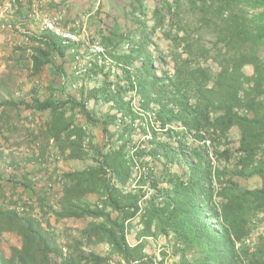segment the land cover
Masks as SVG:
<instances>
[{
  "label": "trees",
  "instance_id": "16d2710c",
  "mask_svg": "<svg viewBox=\"0 0 264 264\" xmlns=\"http://www.w3.org/2000/svg\"><path fill=\"white\" fill-rule=\"evenodd\" d=\"M10 1L15 28L27 21L30 1ZM142 4L135 0L133 11ZM164 7L171 11L168 0L153 11L156 26L164 21ZM262 8L264 0H212L215 73L207 64L211 50L200 46V39L195 40L197 57L202 55L207 66H194V42L176 36L175 45L189 58L176 61L172 76L166 70L158 76L155 61L164 65V57L159 52L155 60L148 54L145 24L136 41L113 23L107 31H98L103 52L95 53V63L80 74L100 76L101 85L82 88L79 98L67 94L65 84L78 77L74 66L83 59L81 43L64 45L45 30L25 34L32 43V76L51 68L59 92L51 90L49 97L41 98L34 90L30 102L1 101L0 109L48 113L41 134L66 160H83L92 153L95 165L66 174L69 183L59 207L51 208L58 220L92 221L63 246L31 213L0 206V243L5 233L21 242L10 247V258L0 247V264H111L113 255L131 264L147 257V239L159 237L172 242L178 264H264V235L253 236L264 216ZM129 92L138 99L135 106L133 98L126 97ZM99 100L113 113L98 117L90 112L87 104ZM96 127L104 135L101 145L91 134ZM252 178H258L260 186L241 185ZM89 195L97 196V202L86 200ZM135 219L141 230L131 245L127 234ZM101 244L109 247V256L94 250Z\"/></svg>",
  "mask_w": 264,
  "mask_h": 264
},
{
  "label": "rangeland",
  "instance_id": "374dc122",
  "mask_svg": "<svg viewBox=\"0 0 264 264\" xmlns=\"http://www.w3.org/2000/svg\"><path fill=\"white\" fill-rule=\"evenodd\" d=\"M206 6L202 8V0H180L177 6L174 0H168L171 4V11L166 7L163 9L164 21L156 26L153 16L155 9L161 8L165 0H143L142 7L138 5V10L133 11L135 0H43L45 11L52 17L60 16V27L67 32H74L79 35L81 50H83L82 67L87 68L88 64H94L93 55L98 53L100 37L99 30H108V27L116 23L123 33L129 38L138 41L140 38L141 25L145 24L146 33L150 38L148 54L157 60L158 53L164 57V65L155 61V68L158 76L161 71L166 70L172 76L174 66L178 60L189 58L184 53L183 47L179 48L174 43L176 36H188L189 42L200 39V46L205 50H211L207 64H211L212 72L217 71L211 59L216 51H213V33L215 29V19L209 12L212 0H204ZM137 6V3H136ZM264 11V8L259 10ZM254 12L251 11L250 14ZM42 14L33 20L28 17L23 22L26 25L12 27V3L7 0H0V102L14 100L19 102L25 100L30 102L34 90L41 98L50 96L52 91H58L57 79L52 75L51 68L36 77L31 74L30 48L31 41L24 37L25 34H39L43 29ZM117 18V22H114ZM32 20V21H31ZM31 23H33L31 25ZM28 36V35H27ZM195 44L194 56L190 57L194 66L204 63L202 55H199L200 47ZM158 48V49H157ZM103 50V49H102ZM217 50H221L218 47ZM264 53V51L262 52ZM264 56V54H262ZM107 61V65L110 64ZM140 63L135 65L138 68ZM245 72L252 74V68L246 67ZM66 81V93L79 98L82 88L89 90L94 86H100L102 78H87L77 75ZM112 84H116L114 74L110 77ZM61 84L63 81H58ZM52 90V91H51ZM37 95V94H36ZM127 99L133 98L134 106L137 104V97L133 92L126 95ZM88 110L98 117H104L109 113V105L101 100L89 102ZM48 113H36L20 109H0V206L4 208L15 207L19 211L29 212L38 218L43 224L51 228L57 236L58 242L63 246L72 238L78 237L92 221L91 219H57L52 213L59 207V202L63 194L64 187L69 183L65 175L72 172L83 171L95 165V160L90 153L83 160H66L62 157L53 145L47 142L41 134L45 122L48 120ZM79 123L83 122L80 116H76ZM91 134L97 144H103L104 135L99 127L91 128ZM232 139H236L238 134L233 131ZM245 188H255L260 186L258 178L241 181ZM29 184L31 187H26ZM90 203L97 202V196L86 197ZM262 222L255 225L253 236L264 235V216L260 217ZM138 219L131 222L127 239L131 245L138 242L137 235L141 230ZM48 224V225H47ZM144 257L139 261H151L162 258V264H178L180 256L174 254L173 244L164 237L157 239H147ZM20 238L14 234L5 233L0 243L1 250L7 258H10V247L20 246ZM85 247V251H88ZM94 250L102 255L109 256L110 249L106 244L94 247ZM132 261V262H135ZM131 262V264H132ZM111 264H126L116 256L111 257Z\"/></svg>",
  "mask_w": 264,
  "mask_h": 264
},
{
  "label": "built area",
  "instance_id": "2783aa9c",
  "mask_svg": "<svg viewBox=\"0 0 264 264\" xmlns=\"http://www.w3.org/2000/svg\"><path fill=\"white\" fill-rule=\"evenodd\" d=\"M61 19L62 18L60 16L52 17L48 14H43L42 20H41L43 22V29L45 31L51 32L52 34H55L58 37H60L64 45L80 43L81 40L77 33L64 31L60 27ZM94 51H98V53L103 52V50L99 48H96V50ZM77 60H78V63L74 66V71L76 75H80L84 73L86 69L85 67H82L83 66L82 60L80 59H77ZM132 264H139V261L132 262ZM154 264H162V258H159L158 260H156Z\"/></svg>",
  "mask_w": 264,
  "mask_h": 264
},
{
  "label": "crops",
  "instance_id": "0c3cea01",
  "mask_svg": "<svg viewBox=\"0 0 264 264\" xmlns=\"http://www.w3.org/2000/svg\"><path fill=\"white\" fill-rule=\"evenodd\" d=\"M29 1H30V4L28 8V12H29L28 17L35 20L40 16V14L43 15L45 11L44 5L47 6V3L44 4L43 0H29ZM9 2L12 3V1L7 0V5H9ZM10 19H12V22L16 21L14 17H10ZM32 24L33 23H31V25Z\"/></svg>",
  "mask_w": 264,
  "mask_h": 264
}]
</instances>
